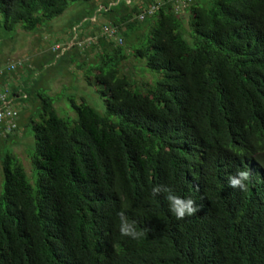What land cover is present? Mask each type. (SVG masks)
Instances as JSON below:
<instances>
[{
	"label": "trees",
	"instance_id": "obj_1",
	"mask_svg": "<svg viewBox=\"0 0 264 264\" xmlns=\"http://www.w3.org/2000/svg\"><path fill=\"white\" fill-rule=\"evenodd\" d=\"M76 1L95 0H0V28L34 31ZM140 11L96 0L72 32L92 16L117 28L121 44L98 37L84 72L103 115L68 96L75 118H61L33 68L8 76L18 117L37 105L24 123L30 174L0 155V264H264V0H192L181 15L164 4L138 21ZM127 55L150 84L120 67ZM237 169L251 172L245 191L228 186ZM159 184L200 210L176 219L166 194H151ZM121 210L151 231L121 236Z\"/></svg>",
	"mask_w": 264,
	"mask_h": 264
},
{
	"label": "rangeland",
	"instance_id": "obj_2",
	"mask_svg": "<svg viewBox=\"0 0 264 264\" xmlns=\"http://www.w3.org/2000/svg\"><path fill=\"white\" fill-rule=\"evenodd\" d=\"M95 2L96 0L90 3L76 1L69 4L59 16L34 31L26 32L16 28L14 32H4L0 28V66L20 60L23 62L26 72L33 68L38 73L35 90L44 92L52 98V106L61 118H75L67 100L68 96H71L76 103L84 101L99 115H103L102 98L96 94L94 88L87 83L84 77L85 70L95 62V55L99 53L101 48L94 44L96 48L91 45L79 50L71 45L74 42L72 41V32L78 29L88 15H92L93 11L91 12V10ZM89 21L82 32L80 30L76 32L79 34L75 40L76 43L84 38L97 35L98 26L105 23V20L98 16L97 18L92 16ZM76 23L79 25L75 26ZM183 27L186 31L188 30L185 18L183 19ZM53 44H62L69 52L66 53L64 59L56 60L53 57L50 52ZM71 59H74V62L70 63ZM143 63V61H137L132 56L127 55L120 67L128 72L136 85L144 86V84L151 83L153 75L144 69ZM76 64H80V67H76ZM28 66L29 69H27ZM36 105L37 101L30 102L23 114L19 115L18 126L21 128L16 134L17 137H12L8 141H4L0 137V155L5 150L11 151L19 159L27 175L30 174L28 155L32 150L33 140L30 128L24 123L27 121V117L35 112ZM1 189L2 176L0 170V192Z\"/></svg>",
	"mask_w": 264,
	"mask_h": 264
},
{
	"label": "built area",
	"instance_id": "obj_3",
	"mask_svg": "<svg viewBox=\"0 0 264 264\" xmlns=\"http://www.w3.org/2000/svg\"><path fill=\"white\" fill-rule=\"evenodd\" d=\"M133 1L134 4L141 7V11L135 16L138 21L151 16L164 4H169L174 14L181 15L183 14L184 9L192 2V0H149L146 6H144L143 4H140V0ZM125 2L128 4L131 0H125ZM100 8L101 7H98V10ZM98 37L111 40L116 45L121 44L117 28L108 26L106 23H102L98 26V34L92 36L91 38H84L76 43L75 40H77L78 35L76 36L74 34L72 37V41L74 42H72L71 45H75L79 50H82L87 46L96 44V39ZM65 50L66 48L62 46V44H53L50 48V52L55 53L56 56L61 55ZM22 69H24L23 62L20 60L9 62L0 66V78H6V80L4 79L3 82H0V135H3L7 131L14 132L17 130L19 109L16 100L18 97L11 92V79L8 76L13 71L18 70L19 72L22 71Z\"/></svg>",
	"mask_w": 264,
	"mask_h": 264
},
{
	"label": "clouds",
	"instance_id": "obj_4",
	"mask_svg": "<svg viewBox=\"0 0 264 264\" xmlns=\"http://www.w3.org/2000/svg\"><path fill=\"white\" fill-rule=\"evenodd\" d=\"M250 179L251 172L247 169H237L235 173L227 177L228 186L241 191L247 189ZM151 194L153 196L166 194L165 199L169 204V209L178 220H182L186 216H192L200 210V206L196 204L194 199L191 197L182 198L176 195L173 189L165 184L152 187ZM117 216L119 219L118 230L121 236L129 237L133 240H140L151 231L149 228L137 229L135 221L130 222L124 210L119 211Z\"/></svg>",
	"mask_w": 264,
	"mask_h": 264
},
{
	"label": "crops",
	"instance_id": "obj_5",
	"mask_svg": "<svg viewBox=\"0 0 264 264\" xmlns=\"http://www.w3.org/2000/svg\"><path fill=\"white\" fill-rule=\"evenodd\" d=\"M81 32H82V30H81Z\"/></svg>",
	"mask_w": 264,
	"mask_h": 264
}]
</instances>
